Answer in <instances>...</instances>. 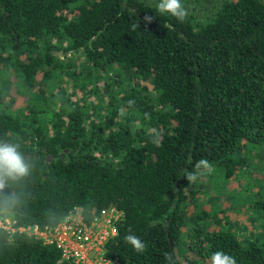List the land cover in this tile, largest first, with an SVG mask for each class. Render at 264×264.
<instances>
[{"label":"trees","instance_id":"trees-1","mask_svg":"<svg viewBox=\"0 0 264 264\" xmlns=\"http://www.w3.org/2000/svg\"><path fill=\"white\" fill-rule=\"evenodd\" d=\"M157 3L0 0V143L29 164L0 188L15 228L0 226V264H73L20 228L111 207L105 250L120 264H210L216 251L264 264V232L242 236L223 206L250 153L264 159V0H183L184 22ZM201 158L214 170L187 181ZM251 207L264 229V198Z\"/></svg>","mask_w":264,"mask_h":264},{"label":"built area","instance_id":"built-area-1","mask_svg":"<svg viewBox=\"0 0 264 264\" xmlns=\"http://www.w3.org/2000/svg\"><path fill=\"white\" fill-rule=\"evenodd\" d=\"M121 213L104 208L91 219H85L81 208H74L54 229L39 226L21 227L31 235L54 243L61 250L62 260L73 264H120L106 255V244L117 235L116 222ZM0 219V226L4 227ZM15 230V229H14Z\"/></svg>","mask_w":264,"mask_h":264},{"label":"clouds","instance_id":"clouds-1","mask_svg":"<svg viewBox=\"0 0 264 264\" xmlns=\"http://www.w3.org/2000/svg\"><path fill=\"white\" fill-rule=\"evenodd\" d=\"M157 10L161 14H171L180 22H184L188 16V10L183 0H158ZM157 146H159V141H157ZM195 169V171H186L184 178L187 181H197L206 173L213 171L214 167L206 158H201L197 161ZM28 172L29 164L18 151V145L0 143V188L4 187L5 178L15 180L19 177L26 176ZM125 240L138 253H143L146 249V244L131 231L125 236ZM165 259L168 261V264H172L173 256L171 253H165ZM210 264H236V260L233 256L223 251H216L210 257Z\"/></svg>","mask_w":264,"mask_h":264},{"label":"rangeland","instance_id":"rangeland-1","mask_svg":"<svg viewBox=\"0 0 264 264\" xmlns=\"http://www.w3.org/2000/svg\"><path fill=\"white\" fill-rule=\"evenodd\" d=\"M201 9L205 10L204 7ZM250 158V165L245 169L244 175L238 178L241 181L239 188L242 191L232 194L229 191L230 187L223 189L226 191L223 206L227 209V219L242 236L264 232L262 220L256 217V211L251 207V203L256 198H264V159H261L255 151L250 153ZM233 186H236V183ZM5 219L2 220L4 227L14 230L13 216L7 215Z\"/></svg>","mask_w":264,"mask_h":264},{"label":"water","instance_id":"water-1","mask_svg":"<svg viewBox=\"0 0 264 264\" xmlns=\"http://www.w3.org/2000/svg\"><path fill=\"white\" fill-rule=\"evenodd\" d=\"M61 54V53H60Z\"/></svg>","mask_w":264,"mask_h":264}]
</instances>
